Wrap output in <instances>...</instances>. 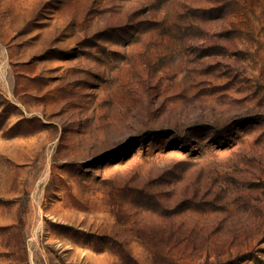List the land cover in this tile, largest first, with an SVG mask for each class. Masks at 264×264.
<instances>
[{
    "label": "rangeland",
    "instance_id": "1",
    "mask_svg": "<svg viewBox=\"0 0 264 264\" xmlns=\"http://www.w3.org/2000/svg\"><path fill=\"white\" fill-rule=\"evenodd\" d=\"M0 264H264V0H0Z\"/></svg>",
    "mask_w": 264,
    "mask_h": 264
}]
</instances>
